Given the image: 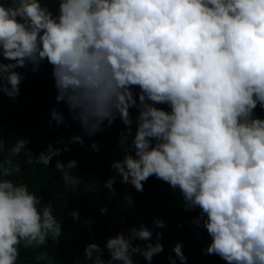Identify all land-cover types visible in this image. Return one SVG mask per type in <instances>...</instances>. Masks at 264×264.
Listing matches in <instances>:
<instances>
[{
  "label": "clouds",
  "instance_id": "1",
  "mask_svg": "<svg viewBox=\"0 0 264 264\" xmlns=\"http://www.w3.org/2000/svg\"><path fill=\"white\" fill-rule=\"evenodd\" d=\"M45 61L56 102L88 137L118 118L128 129L122 143L129 136L131 143L111 164L121 183L138 192L153 177L168 184L185 211L198 210L192 223L210 237L208 255L225 264H264V119L255 115L264 109V0H0V95L19 97L25 77L17 69L36 72ZM51 117L65 124L55 108ZM8 143L0 127V264H21V248L57 244L63 228L52 201L44 204L14 178L22 171L17 158L24 153L27 164L49 168L70 149L49 144L34 158L28 140ZM91 148L100 151L95 142ZM76 167L74 159L55 163L67 188L82 182ZM115 182L104 183L109 199ZM68 216L81 222L79 210ZM82 223L91 230V218ZM155 224L165 227L161 219ZM152 236L144 225L131 227L104 248L87 244L83 259L137 264L142 256L151 264L163 251ZM173 252L186 260L180 243Z\"/></svg>",
  "mask_w": 264,
  "mask_h": 264
},
{
  "label": "trees",
  "instance_id": "2",
  "mask_svg": "<svg viewBox=\"0 0 264 264\" xmlns=\"http://www.w3.org/2000/svg\"><path fill=\"white\" fill-rule=\"evenodd\" d=\"M48 6L54 13L58 7L54 2H49ZM17 71L25 77L20 85L19 97L13 100L0 95V127H3L4 139L9 141L7 147L10 148L15 139L28 140L27 148L34 158L46 151L49 144L53 148L70 149L54 157L49 168L39 163L27 164L28 157L24 153L17 158L22 171L14 178L27 183L30 190H34L42 198L44 204L52 201L54 215L62 220L63 228V234L57 244L49 241V244L41 249L21 248V264H74L75 261L76 264H79V261L81 264H87L83 259L87 244L98 243L104 248L110 236L121 231L126 233L131 227L138 228V223L152 231L151 243L159 242L163 245V251L153 258L151 264H171L170 258L175 264H225L218 256L206 253L210 237L206 230L198 229L192 223L198 215V210L185 211L179 193L174 194L168 184L155 177L144 184L143 192L136 191L129 184L136 219L127 212L122 205L125 183H121L120 177L111 168L118 156L114 147L120 131L125 126L119 118L111 127H107L105 122L102 131L88 137L79 122L72 120L66 104L56 102L57 90L54 87L51 65L45 61L36 72L31 70V65ZM54 108L63 114L65 124H70V127L65 124L58 125L52 119L51 112ZM136 111L135 108L132 109L131 115ZM255 115L264 119V109L257 107ZM135 129L136 125H133V136ZM73 136H81L83 146L78 143H57L61 139L70 141ZM128 139L129 146L132 137L129 136ZM94 142L100 147L99 152L91 148ZM73 159L77 161V167L72 173L80 177L82 182L77 188H67L63 184L61 174L55 169V163L60 160L66 165ZM113 176L116 177L113 186L115 195L109 199L110 192L104 187V183ZM101 207H107V214L100 213ZM75 210L80 212L79 223L68 216L69 212ZM89 218L92 220L91 230L82 223ZM156 219L163 220L165 227H156ZM157 233L161 234L158 241ZM135 243L143 246L145 242ZM177 243L182 245V252L186 257L183 262L173 252ZM37 256L42 258L38 260ZM103 258H109L106 249ZM135 260L137 264H147L142 256L135 257Z\"/></svg>",
  "mask_w": 264,
  "mask_h": 264
},
{
  "label": "water",
  "instance_id": "3",
  "mask_svg": "<svg viewBox=\"0 0 264 264\" xmlns=\"http://www.w3.org/2000/svg\"><path fill=\"white\" fill-rule=\"evenodd\" d=\"M137 111L132 115V119H133V125H136L135 123V119H136V115H137ZM126 128V126L123 127V129L120 131L119 135H118V138H117V142L115 144V147H114V150L118 152V156L120 155V151L117 149V143H118V140L121 136V134L124 132V129ZM125 145V148L126 150L128 149V143L126 142ZM121 160L123 159L122 156H120ZM116 160L117 157H116ZM131 198V202H129L128 198ZM126 199V202L124 201ZM122 205L125 207V209L127 210V212L133 217V219L135 220V216H134V212H133V207H132V197H131V193H130V190H129V184H125V192H124V196H123V200H122ZM139 227L141 226L139 223H138Z\"/></svg>",
  "mask_w": 264,
  "mask_h": 264
},
{
  "label": "bare ground",
  "instance_id": "4",
  "mask_svg": "<svg viewBox=\"0 0 264 264\" xmlns=\"http://www.w3.org/2000/svg\"><path fill=\"white\" fill-rule=\"evenodd\" d=\"M137 115H138V113H137ZM136 115V116H137ZM132 127H133V124H132ZM125 131H124V133H123V135H122V137L119 139V141H118V143H117V148L119 149V151H120V155L118 156L119 158H121L120 156H122V158L124 157V155H125V153H126V148H125V145L124 144H126V142L129 140H127V141H124L123 143H122V141H123V138H124V136H126L127 135V132H128V129L127 128H125L124 129ZM129 138V137H128ZM125 202H126V199L124 200Z\"/></svg>",
  "mask_w": 264,
  "mask_h": 264
},
{
  "label": "rangeland",
  "instance_id": "5",
  "mask_svg": "<svg viewBox=\"0 0 264 264\" xmlns=\"http://www.w3.org/2000/svg\"><path fill=\"white\" fill-rule=\"evenodd\" d=\"M117 159H118V160H121L118 156H117Z\"/></svg>",
  "mask_w": 264,
  "mask_h": 264
}]
</instances>
